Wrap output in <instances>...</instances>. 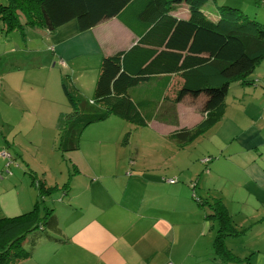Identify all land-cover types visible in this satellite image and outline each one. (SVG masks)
I'll return each instance as SVG.
<instances>
[{
  "label": "rangeland",
  "instance_id": "374dc122",
  "mask_svg": "<svg viewBox=\"0 0 264 264\" xmlns=\"http://www.w3.org/2000/svg\"><path fill=\"white\" fill-rule=\"evenodd\" d=\"M0 3L8 4L7 0H0ZM222 5L239 9L248 20L264 23V0H211L205 3L204 8L211 14ZM39 34L28 27L8 31L5 23L0 21V133L10 130L9 122L14 125L12 121L20 119L21 130L27 129L35 145L19 149L20 156L10 148L11 154L1 150L2 173L6 172L14 179L25 178L28 184L31 176L35 180L42 179L48 193L40 197L31 183L33 191L36 190L34 201L51 209L54 216L62 217L59 211L62 206L73 205L69 196L84 194L91 182L97 185L99 192L111 193L116 204L113 199L101 201L91 216L99 214L106 222L110 214L107 224L118 240L114 248L118 252L108 258L116 260V264H139L142 259V264H182L181 261L186 260V264H208L209 257H213V253L210 255V250L208 252L211 244L208 239L215 234L214 228L211 230V220L205 218L203 209L207 207L206 202H198L192 210L189 198L196 204L193 190L199 193L198 197L207 196L202 195L205 194L201 189L205 183L203 173L210 158L218 154L214 149L222 145L220 140L237 138L232 136L237 120H254L256 104L264 110V90L261 89L264 79L259 85L246 86L245 94L243 89L236 91L241 100L225 107V113L213 129H205L183 144L167 137L166 125L151 120L145 126H136L112 113L87 125L80 134L76 149L62 151L58 146L57 118L60 112L71 111L61 87L62 80L65 78L74 94L78 93L86 100L92 99L100 56L93 48L67 63L59 61L51 52L47 39ZM263 70L264 60L249 78L261 79ZM69 75L78 78L80 91L73 86ZM93 77L94 83H90ZM235 90L236 84L231 85L226 102L231 100L229 97ZM172 92H168L170 97ZM12 106L19 110L12 113L10 121L11 112H14ZM162 114L160 109L157 121ZM259 115L261 117V112ZM26 118L31 123L24 128L21 119ZM27 133L23 132V135ZM10 155L13 162L9 168L6 164ZM2 157L7 158L4 160ZM213 223L215 227L216 223ZM63 225L62 222L58 228ZM58 233L44 226L43 232L28 234L22 247L30 251L31 242L38 235L58 238ZM228 245L231 247L230 242ZM15 248L10 252H15ZM235 249L233 253L242 255L243 252L237 254ZM29 255L30 252L24 259ZM19 259L4 256L0 264H31L28 260ZM240 259L235 264H245L243 257ZM51 262L60 263L57 258Z\"/></svg>",
  "mask_w": 264,
  "mask_h": 264
},
{
  "label": "trees",
  "instance_id": "16d2710c",
  "mask_svg": "<svg viewBox=\"0 0 264 264\" xmlns=\"http://www.w3.org/2000/svg\"><path fill=\"white\" fill-rule=\"evenodd\" d=\"M208 1L211 0H7L8 4L0 3V21L8 31L28 27L53 34L59 26L75 20L78 31L84 32L116 17L136 38L132 47L102 56L92 99L86 100L71 92L63 78L61 87L71 111L60 112L57 118L58 146L62 151L76 149L83 129L112 113L136 126H145L157 119L161 109L160 121L172 122L174 105L184 97L201 98L200 112L204 117L195 126L169 132L170 139L183 144L220 120L230 85L252 84L249 76L264 60V23L248 20L239 9L225 5L208 14L204 8ZM180 3L187 6V19L173 13ZM34 180L32 183L40 197L48 193L42 179ZM193 197L200 204L206 200L195 194ZM205 202L207 207L203 210L209 213L205 218L217 221L213 254L218 264H235L242 259L226 247V238L244 234L247 227L238 229L221 201ZM44 226L58 230L51 209L37 201L25 213L0 218V261L10 255L15 260L24 258L30 252L22 247L24 239L30 233L43 232ZM14 246L15 252H10ZM243 262L250 264L248 258H243Z\"/></svg>",
  "mask_w": 264,
  "mask_h": 264
},
{
  "label": "crops",
  "instance_id": "0c3cea01",
  "mask_svg": "<svg viewBox=\"0 0 264 264\" xmlns=\"http://www.w3.org/2000/svg\"><path fill=\"white\" fill-rule=\"evenodd\" d=\"M187 11V6L184 3L176 5L173 9L174 15L183 19H187ZM37 32L47 39L51 52L56 59L59 61L63 60L66 63L78 56L89 53L93 48L95 49V54L99 55L101 59L104 55L128 49L136 43L134 34L116 17L106 19L84 32L78 31L75 20L59 26L53 34H48L45 31ZM82 68H85V66H82ZM263 72L264 70L260 74L261 79L252 77L253 81L250 85H259L260 81L264 79ZM69 77L79 89L78 78L74 79L72 75H69ZM94 78L91 79L90 83H94ZM79 81L84 83L82 79ZM233 84H236V90L229 97L231 100L226 102L227 99H225V106H231L236 100L240 101L241 99L237 97L238 93L236 91L243 89L245 94V87L248 86L239 83ZM261 89L264 90V86H261ZM167 103L169 104V102ZM200 104L201 98L184 97L182 101L174 105L175 118L172 122L154 121L159 125H166L168 128L167 134L181 127L195 126L204 117L200 112ZM12 110L14 112H11L10 121L13 118L12 113L17 112L19 108L12 106ZM259 112H261V117ZM29 116L31 118L34 117L32 115ZM1 117L4 116L1 115ZM253 118L254 120L245 118H242L241 121L237 120V126L232 135L237 136L236 139H230L232 138L230 137L225 138L223 142L220 140L222 145L214 149V152H218V154L210 158L207 170L203 173V181L205 183L204 186L202 183L201 189L205 192L202 195H207L205 201L211 204L221 201V204L238 229L242 230L247 227L244 234L226 238L227 242L225 245L230 252L239 258H248L250 264H264V119H262L264 118V110L260 108V104H256V109L253 110ZM15 120L12 121L14 125L9 122V131L5 132V134L2 131L0 133V151L7 150V152H10L8 150L10 148L15 155L20 156L18 154L19 149L23 150L24 147L35 145L31 137L29 138L27 129L21 130L20 119L16 118ZM21 120L22 124L24 123V128L31 123L28 118ZM209 129H213V126ZM23 132L27 133V135H23ZM2 158L5 160L7 157ZM7 162L6 167L10 168L13 162L11 155ZM2 167L0 164V218L20 215L31 210L34 200H36V190L33 191L31 187L34 178L30 175L32 184H28L25 178L14 179V176L8 177L7 175L9 174L6 172L3 174ZM21 170L23 169L21 168ZM93 185L96 187H93ZM97 188V185L91 182L88 184V189L83 191L85 192L84 194H81V192L74 196H69V199L73 200V205L66 206L68 208L62 206L59 210L62 217L55 215L58 225L62 222L64 224L57 230L59 237L38 235L31 242L30 255L25 259L23 258V260H28L31 264H53L54 262L51 261L56 258L60 262L58 264H116V260L111 261L108 258L118 252L114 251L118 240L107 224L111 219L110 214L107 216L106 222L103 221L102 216L99 214L94 217H92L93 215L91 216L99 208L101 201L113 199L116 204V199L111 193L99 192ZM201 189L199 190L201 191ZM90 190L93 191L90 192ZM25 191H27V194ZM194 194L196 197L200 196L196 190H193L192 196ZM189 203L193 210V207L198 202L195 200L196 204H194L189 198ZM204 213L208 212L204 210ZM209 220H211V230L214 228L215 233L217 226L214 227L213 221L216 225L217 221L211 218ZM157 226L155 225V227ZM119 234H122V231ZM212 236L214 238L215 234H211L208 239L211 243L208 248L210 255L213 253ZM228 242H230L231 247ZM234 247L239 249H235L237 254L243 252L241 253L242 255L238 254V256L233 253ZM212 256L209 257L210 262L208 264H218L214 254ZM185 258L189 260V257ZM197 260L198 257H196V263ZM143 262L144 259L139 264ZM181 263L186 264L187 260L181 261Z\"/></svg>",
  "mask_w": 264,
  "mask_h": 264
},
{
  "label": "built area",
  "instance_id": "2783aa9c",
  "mask_svg": "<svg viewBox=\"0 0 264 264\" xmlns=\"http://www.w3.org/2000/svg\"><path fill=\"white\" fill-rule=\"evenodd\" d=\"M9 157V156H8ZM5 158V157H4ZM171 182H173V180H170ZM167 264H171V263H167Z\"/></svg>",
  "mask_w": 264,
  "mask_h": 264
}]
</instances>
